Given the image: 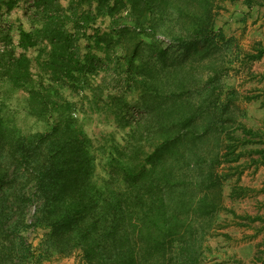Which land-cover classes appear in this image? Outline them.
<instances>
[{
	"label": "trees",
	"instance_id": "trees-1",
	"mask_svg": "<svg viewBox=\"0 0 264 264\" xmlns=\"http://www.w3.org/2000/svg\"><path fill=\"white\" fill-rule=\"evenodd\" d=\"M71 1L85 11L74 31L67 29L69 16L48 14L36 32L19 20L0 28L2 40L13 45L0 54V264H39L75 254L78 264H201L224 206L230 176L223 164L238 181L247 167L264 165V149L241 164L240 146L258 142L240 120V96L219 78L232 45L217 27L219 0ZM253 2L246 0L249 7ZM15 7V0H0V19ZM124 9L158 53L155 63L135 72L145 75L140 84L154 103L143 104V122L123 124L126 144L107 146V177L98 180L93 141L60 89L67 82L85 89L94 81L90 75L96 76L89 54L78 46L79 28ZM158 27L167 29L162 36L169 47L183 51L179 58L158 46ZM263 56V49L247 54L254 61ZM207 58V76L186 64ZM17 94L27 113L47 124L45 131L25 134L5 116ZM240 131L244 136L238 138ZM241 189L235 187L232 196ZM39 228L46 234L35 248L28 235Z\"/></svg>",
	"mask_w": 264,
	"mask_h": 264
},
{
	"label": "rangeland",
	"instance_id": "rangeland-1",
	"mask_svg": "<svg viewBox=\"0 0 264 264\" xmlns=\"http://www.w3.org/2000/svg\"><path fill=\"white\" fill-rule=\"evenodd\" d=\"M263 1L256 0L261 4ZM15 2V10L0 19V28L6 30L19 20L25 30L36 32L41 30L45 14H48L62 18L69 16L71 21H67V29L74 31L78 14L85 12L71 0H15ZM226 4H229L226 0L218 1L221 8L215 17L218 28L228 24L225 12H222L227 9ZM76 8L78 11L74 15ZM88 9L87 7L86 10ZM126 10L128 9L113 17L98 18L96 26L79 28L78 46L82 53L89 54V60L93 61L96 69V76L90 75L89 78L94 81H91V85L85 86V89L81 87L74 89L68 82L60 89L63 100L75 106L72 110L73 118L93 141L97 156L98 180L107 177L109 152L104 153L107 146L112 144L125 146L127 130L123 128V124L143 122L148 117L143 104L154 103L151 94L144 92L140 84L144 81L145 75L135 72L137 68L144 70L150 62L155 63L158 60V53L152 48L151 44L154 42L152 38L141 36V33L134 29L132 16ZM257 12L259 8L254 11V16ZM251 27V29L247 26L227 27L224 34L232 41V45L225 54V65L219 69L221 82L226 84L228 90H234L237 96H240L237 101V106L243 112L240 120L247 129L255 132L254 135H248L250 140L258 142L240 146L239 150L245 153L241 164L251 162L253 157L259 158L258 154L252 155V152L264 149V56L256 61L247 57L248 53L264 50L259 45L260 42L264 44V24L255 28L252 24ZM158 32L161 36L168 34L165 28L158 27ZM2 38L4 37H0V54L13 46L4 42ZM12 38L14 45H17V33H13ZM156 40L161 48H169V56L179 58L183 52L176 46L169 47L167 37H156ZM34 52L36 55L37 51ZM216 58L215 55L214 60ZM42 59H47V53L42 55ZM206 60L204 63L200 61L192 63V60L188 59L186 64H191L194 72L207 76L208 70L204 64L208 65L209 58ZM130 61L133 62V66ZM48 78L45 77L46 83ZM35 80L38 81L37 78ZM19 96L21 95H15L14 100L10 101L11 107L5 112V116L9 120L12 119L25 134L45 131L47 124L29 115L23 101L21 99L19 101ZM145 128L143 125L144 134L147 131ZM243 136L242 131L236 134L238 138ZM229 166L226 163L222 166L223 173L230 176L223 186L224 206L217 214L214 229L206 239V251L201 264H264V165L247 167L240 181ZM238 186L242 188L238 191L240 195L232 196V191ZM33 213L32 208L30 214ZM45 234L46 230L42 228L29 231L30 242L35 248H38ZM78 263V254H75L71 257L56 256L39 264Z\"/></svg>",
	"mask_w": 264,
	"mask_h": 264
},
{
	"label": "crops",
	"instance_id": "crops-1",
	"mask_svg": "<svg viewBox=\"0 0 264 264\" xmlns=\"http://www.w3.org/2000/svg\"><path fill=\"white\" fill-rule=\"evenodd\" d=\"M229 4L227 5V9L222 10L225 12L226 19H228V24L222 26L224 33H226L227 27H248L251 29V25L253 24V28L257 27L258 25L264 24V1L263 3H258L256 0L252 3V7H249L246 4V0H226ZM259 8V12L256 13L254 16V11ZM249 13V14H248ZM260 13V17H259ZM244 21H243V19ZM248 29V32H249ZM256 32V30H254Z\"/></svg>",
	"mask_w": 264,
	"mask_h": 264
}]
</instances>
